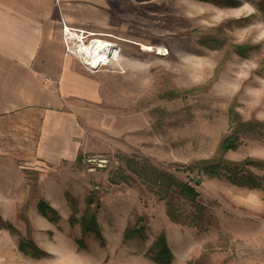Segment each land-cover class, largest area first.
<instances>
[{
  "label": "rangeland",
  "instance_id": "374dc122",
  "mask_svg": "<svg viewBox=\"0 0 264 264\" xmlns=\"http://www.w3.org/2000/svg\"><path fill=\"white\" fill-rule=\"evenodd\" d=\"M83 3L86 24L67 26L79 36L71 46L102 39L118 55L89 69L84 54L71 53L99 75L100 91L71 105L80 132L62 162L0 160V216L19 231L0 228V264H158L150 248L160 234L172 264H264V187L236 184L225 170L211 174L200 165L219 160L221 142L234 130L231 109L248 127L223 158L264 162V0ZM234 45L253 49L242 56ZM84 158L108 163L92 169ZM162 171L195 186L196 200L176 186L162 198ZM239 172L264 184V164ZM90 195L101 234L88 233L80 249L81 228L69 219L80 217ZM168 200L180 222L169 218ZM40 201L56 214L42 215ZM135 227L143 231L125 238ZM21 238L47 254L20 251Z\"/></svg>",
  "mask_w": 264,
  "mask_h": 264
},
{
  "label": "crops",
  "instance_id": "0c3cea01",
  "mask_svg": "<svg viewBox=\"0 0 264 264\" xmlns=\"http://www.w3.org/2000/svg\"><path fill=\"white\" fill-rule=\"evenodd\" d=\"M84 0H0V160L58 164L79 134L74 103L99 75L66 50L62 21L86 24Z\"/></svg>",
  "mask_w": 264,
  "mask_h": 264
},
{
  "label": "trees",
  "instance_id": "16d2710c",
  "mask_svg": "<svg viewBox=\"0 0 264 264\" xmlns=\"http://www.w3.org/2000/svg\"><path fill=\"white\" fill-rule=\"evenodd\" d=\"M209 2L220 3L224 2V0H206ZM231 1V0H229ZM212 42V41H211ZM234 49L239 55L246 56L250 49L253 47L247 45H234ZM230 120L232 126H234L233 132L224 138L220 145V154L219 160L215 163L207 164L206 161H201L200 165L203 170H206L209 173L218 174L222 170H225L224 173L228 176V178L240 185H245L252 188L264 187V184L261 180L257 179L252 175H241L239 172L240 167L245 164H253V165H263L264 162L258 160H245L242 162H232L223 158V154L231 149H236L240 143V136L247 131L248 122H242L240 120V115L234 109L230 111ZM129 179V177H127ZM158 184V191L161 192V197L166 198L169 196L172 188L176 186L179 189V193L184 196L188 200L195 201L199 195V192L188 182L179 180L169 174L166 171H162L158 175V180L156 181ZM95 199L93 196H88L86 198V206L82 211L80 217H77L75 212L70 216L69 222L70 224L76 225L79 224L81 228V237L76 238V243L80 249H86L85 238L86 235L90 232L95 233L96 235L101 234V228L97 218V208L94 207ZM77 208V207H76ZM75 208V211L78 209ZM38 209L40 213L44 216H50L51 214H56V210L50 206L45 201H40ZM167 214L169 218L173 221L180 222L182 220V214L179 212L176 205L171 200L167 201ZM0 228H6L11 230L13 233H19V231L13 226L12 223L2 221L0 216ZM142 228H126L125 230V238H129L135 236L142 232ZM18 249L25 254H32L35 257L45 256L47 253L42 250L33 240L19 239ZM151 258L158 264H172L173 253L171 248L167 242L166 236L164 234H160L156 240L153 242L151 248Z\"/></svg>",
  "mask_w": 264,
  "mask_h": 264
},
{
  "label": "bare ground",
  "instance_id": "6f19581e",
  "mask_svg": "<svg viewBox=\"0 0 264 264\" xmlns=\"http://www.w3.org/2000/svg\"><path fill=\"white\" fill-rule=\"evenodd\" d=\"M72 38L76 39L78 38V34L73 33L71 31ZM82 48V54H84L87 58L88 61L94 66H101V65H106L110 62V58L116 57L118 55V50L114 48L113 44L109 41H105L102 39H97L93 41L89 45H81ZM150 45L142 44V49L143 50H151Z\"/></svg>",
  "mask_w": 264,
  "mask_h": 264
},
{
  "label": "built area",
  "instance_id": "2783aa9c",
  "mask_svg": "<svg viewBox=\"0 0 264 264\" xmlns=\"http://www.w3.org/2000/svg\"><path fill=\"white\" fill-rule=\"evenodd\" d=\"M64 32H65V35H66V37L64 38L65 39V47H66V50L68 52H70V53H74V51L81 53L82 52V50L80 49V48H82L81 45H83V46L86 45L85 44V40H83L84 38H82L81 40H79L78 43H76L77 45L75 44L74 46L73 45L71 46V44H72V42H71L72 37L70 35L71 34V31L69 30V28L66 25H64ZM93 41H95V40H92V42ZM113 46L115 48V45L114 44H113ZM113 58H115V57L110 58V60L113 59ZM83 63L89 69H96L98 67V66L97 67H94L88 60L83 61ZM84 161H87L92 166V169H94L96 165L99 166V167H105L107 165V163H108V159H106V158L98 159V161H97V159H92V158H87L86 159V158H84Z\"/></svg>",
  "mask_w": 264,
  "mask_h": 264
}]
</instances>
